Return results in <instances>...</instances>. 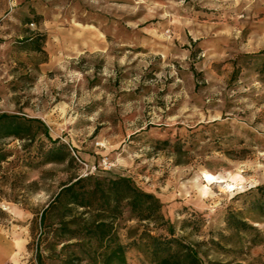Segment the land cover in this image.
<instances>
[{
  "label": "rangeland",
  "instance_id": "1",
  "mask_svg": "<svg viewBox=\"0 0 264 264\" xmlns=\"http://www.w3.org/2000/svg\"><path fill=\"white\" fill-rule=\"evenodd\" d=\"M3 112L51 137L34 122V138L0 141V233L18 251L7 264H105L114 243L72 236L110 211L40 226L86 175L155 194L201 264H264V0H0ZM60 143L67 159L46 162ZM107 222L127 246L110 264H147V232L168 235L124 202Z\"/></svg>",
  "mask_w": 264,
  "mask_h": 264
},
{
  "label": "trees",
  "instance_id": "2",
  "mask_svg": "<svg viewBox=\"0 0 264 264\" xmlns=\"http://www.w3.org/2000/svg\"><path fill=\"white\" fill-rule=\"evenodd\" d=\"M34 122L40 123L39 126L43 128L42 132L51 138L47 126L39 119H28L16 113H0V141L7 138H34L40 132L38 129H34ZM9 155L10 152L0 146V169ZM67 156L68 152L65 151L64 144L60 143L58 147L48 150L46 162H62L67 159ZM92 181L93 175H86L72 178L66 183L55 199L44 209L40 220L41 228L52 225L53 216L58 214L61 215L58 223L62 224L63 228H68L70 222L66 219L71 216L75 207L83 208V213L93 206L100 213L110 211L108 215H101L102 217L97 223L83 225L78 230L79 233H74L72 237L90 240L95 238L99 246H102L107 239L110 244L112 242L114 245L110 250V245H108L100 252L103 263L110 264L114 260L125 263L127 246L118 242L107 222V217L118 211L124 202L125 206L129 207L140 221L153 222L157 227L166 226L168 235H153L151 231L147 232L146 249L151 254V259L147 264H201L196 249L175 237L172 225L168 220H165L162 213L163 204L155 194L139 189L126 176H118L108 179V181L95 179L93 188L89 186ZM258 190L261 192V197L257 201H260L261 207L264 209V185H259ZM231 222H235L236 226L240 228L249 226L245 221L238 220L236 217H233ZM38 260L39 264H43L41 256L38 257Z\"/></svg>",
  "mask_w": 264,
  "mask_h": 264
},
{
  "label": "crops",
  "instance_id": "3",
  "mask_svg": "<svg viewBox=\"0 0 264 264\" xmlns=\"http://www.w3.org/2000/svg\"><path fill=\"white\" fill-rule=\"evenodd\" d=\"M0 264H7L8 261L13 260L16 256L17 245L14 241L7 239L4 233H0Z\"/></svg>",
  "mask_w": 264,
  "mask_h": 264
},
{
  "label": "bare ground",
  "instance_id": "4",
  "mask_svg": "<svg viewBox=\"0 0 264 264\" xmlns=\"http://www.w3.org/2000/svg\"><path fill=\"white\" fill-rule=\"evenodd\" d=\"M206 177H207V178H206L207 180H210V179H212V175H211V174H209V173H208V174H206ZM1 247H2V246L0 245V249H1Z\"/></svg>",
  "mask_w": 264,
  "mask_h": 264
}]
</instances>
